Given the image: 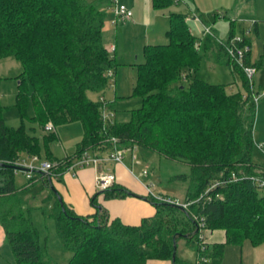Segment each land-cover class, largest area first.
<instances>
[{"label":"trees","instance_id":"trees-1","mask_svg":"<svg viewBox=\"0 0 264 264\" xmlns=\"http://www.w3.org/2000/svg\"><path fill=\"white\" fill-rule=\"evenodd\" d=\"M179 1L152 0L160 10ZM100 4L86 0H0V61L13 58L23 68L15 78L19 81L21 127L6 124L0 99V224L15 264H55L49 255L50 245L42 242L34 224L33 214L38 210L54 221L59 248L72 254L67 264H148L150 260L185 264L178 256L181 239L197 244L200 264H222L226 245L245 240L263 245L264 188L252 180L264 169L253 160L254 98L262 95V90L255 89V75L251 79L245 72V68H252L257 73L263 62L252 63L251 40L244 37L243 42H233L234 29L223 40L203 21L211 33L203 30L198 37L187 15L172 13L169 44L146 46L145 61L137 64L133 95L142 99V106L132 111L130 121L119 123L116 102L107 101L105 94L120 63L108 47L107 12ZM246 45L250 52L238 62L234 55ZM204 62L239 72L247 93H230L225 85L198 77ZM26 83L32 90L31 121L35 125L46 131L50 122L55 129L82 124L85 137L75 156L63 160L51 157L56 132L46 131L42 140L27 132ZM91 92L100 99L92 100ZM105 113L109 114L107 119ZM43 146L57 169L48 174L34 171L36 176L19 190V171L11 166L41 157ZM116 149L151 151L161 159L186 165L189 173L173 176L171 181L188 183L182 203H189V207L162 202L148 193L146 199L155 207V214L140 225H126L113 219L99 202L101 196L104 201L134 197L117 181L92 197L96 209L92 216H80L59 200L54 180L65 173L71 159L85 151L103 156ZM233 175L239 180L234 181ZM37 180L43 184V194L46 192L45 204H35L38 197L27 205L23 196ZM156 193L179 200L170 193ZM219 230L226 232V244L209 245L200 239Z\"/></svg>","mask_w":264,"mask_h":264},{"label":"rangeland","instance_id":"rangeland-1","mask_svg":"<svg viewBox=\"0 0 264 264\" xmlns=\"http://www.w3.org/2000/svg\"><path fill=\"white\" fill-rule=\"evenodd\" d=\"M86 1H99L100 4V0ZM235 1L180 0L178 3L175 2L168 8L160 10L154 7L152 0H119L121 5L131 8L134 13L133 20L122 22L117 20L113 11L115 3L112 4V0H101L100 5L107 12L106 39L110 45H114L117 48L112 54L120 63L116 70V81L114 82V79L113 81L111 80L110 86L106 91V99L109 102H116L115 114L119 123L130 121L132 111L142 106V99L133 95V88L138 76L137 64L145 61L144 48L146 46L169 44L167 32L170 29V15L175 12L188 16L189 26L198 37L203 35V29L202 24L199 22L200 19L194 18L195 13L199 14L204 23L212 27L223 40L229 38L233 29L236 31L237 37L243 36V31H250L251 33L247 37L252 44L251 61L253 64L263 62V67L254 77L255 89L257 92L262 90L261 94L264 96V8L261 5L259 6L258 12L252 19L253 21L245 19L236 21L232 14V9L236 4ZM224 16H226V19H224ZM22 71L21 64L13 58L0 61V77L3 78L0 81L1 105L4 108L6 124L13 128H19L22 125L20 110L17 107L19 81L15 79ZM196 75L209 83L225 85L230 93L239 91L247 93L239 72L232 70L228 66H216L210 62H204ZM25 91L28 95L25 102L26 130L42 140L46 131L31 121L34 110L31 103L32 90L28 83L25 84ZM89 96L94 101L100 99L97 93L91 92ZM56 133L58 139L51 146V157L63 160L66 157L75 156L78 151V145L82 143L85 137L82 124L77 122L61 125L56 129ZM254 138L253 160L257 165L264 166V150L259 148V145H264V97L257 104ZM133 152L129 151L126 158L133 160ZM133 155L137 157L133 162L136 164L142 162L143 164L142 167H134L136 175L148 170L150 173L148 180L150 179L156 184V191L170 193L181 202L184 200L188 183L171 181V178L178 174H188L189 168L186 165L161 159L158 154L151 151L138 149ZM24 161L25 163L23 164L27 170L29 167V169H34L35 171H38L42 164L50 162L44 146L42 147L41 157L36 159L28 158ZM23 164L19 167L24 168ZM27 173L25 171L17 172L16 185L18 188L28 183ZM32 175L36 176L34 172ZM42 188L43 185L39 183L33 190L35 193H43ZM45 199H47L46 192L41 195L40 200L35 204L43 205L45 204ZM33 218L35 226L41 233V237L44 240L50 237L51 247L49 255L53 258L55 264H67L72 254L58 247V239L54 235V221L48 219L41 210L34 212ZM197 248L196 243L189 244L186 239H181L178 246V256L188 264H196L198 259ZM223 264H264V244L255 246L249 240H245L241 244H229L225 247Z\"/></svg>","mask_w":264,"mask_h":264},{"label":"crops","instance_id":"crops-1","mask_svg":"<svg viewBox=\"0 0 264 264\" xmlns=\"http://www.w3.org/2000/svg\"><path fill=\"white\" fill-rule=\"evenodd\" d=\"M235 3L236 4L232 9V14L234 15L236 21L240 19L252 20L255 17L256 13L258 12L259 6L261 5L264 8V0L262 1L236 0ZM194 18L200 19L199 20L200 23L204 24L203 23L204 21L201 19V16L199 14L195 13ZM224 19H226V16H224ZM108 47L112 52H115V50L117 49L114 45H110V43H108ZM113 79L115 82L116 76ZM263 97L264 96L262 94L260 101L263 99ZM105 99H106V94H105ZM133 161L134 160L125 158L123 163L112 164L110 168L115 172L118 184H121L122 186L131 190L135 196L127 197L122 200H111V201H104L103 197L101 196L99 197V202L102 203V206L109 211L113 219H120L126 225L135 226V225H140L145 218L152 217L155 214L156 209L150 202L139 198V197L147 198L148 189L146 187V184H148L149 182L151 183L153 181L150 179L148 180V178H143L141 174L136 175L134 167L135 166L142 167L143 164L142 162L140 164H136ZM140 172H142V170H140ZM96 176H97V172L92 167L79 169L75 173L65 171L64 174L62 175L59 174L58 177L54 180V187L60 194L62 200L68 206H70L75 211L76 214L84 217L92 216L96 212V209L92 205V197H94L99 192L96 184ZM28 183L23 187L19 188V190H24V188L28 186ZM39 183L42 184L41 180L35 181V185L31 187L29 191H26V194L23 196L24 201L26 202L27 205L31 204L34 199L37 200V198L41 197V194H43V193H35L33 190L34 187ZM162 193L167 194L165 192ZM51 205L52 202L48 204L49 207H51ZM54 235L55 238L58 239L56 233ZM205 238H206V243H208L209 245L226 244L227 242L226 232L222 230L208 232ZM42 240H43L42 242H44L45 245L48 246L50 245L51 247L50 237H47L45 240L42 238ZM8 245L9 243L6 238L5 231L0 224V264H15V258L12 249L10 245L9 246ZM224 256H225V250H224ZM224 256H223L222 264L224 262ZM184 263L188 264L186 262ZM148 264H173V263L170 261L150 260ZM196 264H198V259Z\"/></svg>","mask_w":264,"mask_h":264},{"label":"built area","instance_id":"built-area-1","mask_svg":"<svg viewBox=\"0 0 264 264\" xmlns=\"http://www.w3.org/2000/svg\"><path fill=\"white\" fill-rule=\"evenodd\" d=\"M177 1L178 0H176V2ZM113 2L115 3L113 11H114L118 21L121 20L122 22H126V21H129L133 18L134 14H133L132 9L128 8L125 5H121L119 3V0H113ZM203 30L206 33H211L210 27L203 26ZM249 33H251V32L250 31H244L243 36H239V37L236 36L234 38L233 42H236V43L243 42L244 37H247L249 35ZM249 52H250V46L246 45L245 48L243 50H239V52L236 55H234L233 53H231V54L235 56V58L238 60V62H241L242 59L245 57V55ZM246 72L251 79L253 78V76L256 73L255 69H252V68L251 69L246 68ZM260 98H261V96L256 95L254 98L255 103L258 104ZM105 116L107 119L109 114L105 113ZM45 129L47 132H50V133L56 132V129L51 122L46 125ZM112 141L114 143L118 142L117 139H113ZM259 148L261 150H264V145H259ZM129 151L130 150H127V149H116L112 153L106 154L103 156L96 154V153H93L92 151H85L81 155L76 156L75 158H73L69 161L70 164H69L66 171L75 173L77 170L82 169V168H88V167L94 168L97 172V176H96L97 189L99 192H103V191L113 187L117 181L115 172L110 168L111 165L123 163L125 158H126V155L129 153ZM133 153H132L133 160H136L137 157L135 155H133ZM34 159H36V158H34ZM138 164H140V163H138ZM19 166H22V165H19ZM23 167H24V164H23ZM54 169H57L56 163L46 162V163L42 164V166L38 170V172L48 174L51 172L53 173ZM34 171H35L34 169H29V167H28V171H27L28 172L27 173L28 180L33 179L32 173ZM149 175H150V173L148 170L143 171L141 174V176L143 178H149ZM55 176H56V174H55ZM233 180L237 181V180H239V178L236 175H233ZM252 180L259 188H264V169L258 170V175L255 177H252ZM146 187L148 189L149 195L153 196L154 198H156L162 202H166V203H170V204H176V205L182 206L183 208H188L190 205L189 203L188 204L182 203L179 200L167 198V197L162 196L161 194L156 193V184L154 182H151V183L149 182L148 184H146ZM205 195H207V194H205ZM205 195H203V196H205ZM201 228H204V224L201 225ZM200 239L206 241V239L203 235H201ZM198 264H200L199 260H198Z\"/></svg>","mask_w":264,"mask_h":264},{"label":"water","instance_id":"water-1","mask_svg":"<svg viewBox=\"0 0 264 264\" xmlns=\"http://www.w3.org/2000/svg\"><path fill=\"white\" fill-rule=\"evenodd\" d=\"M12 168H15L16 169V171H25V168H21V167H19V166H11ZM135 196V195H134ZM139 197V196H138ZM140 199H144V200H146L147 201V199L146 198H142V197H139ZM59 200L62 202V199L59 197ZM101 209V208H100ZM174 257H176V254L174 255Z\"/></svg>","mask_w":264,"mask_h":264}]
</instances>
